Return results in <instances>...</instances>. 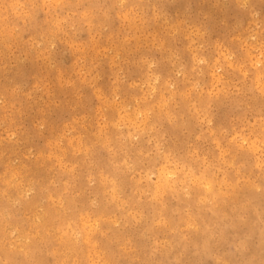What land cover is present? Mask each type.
<instances>
[{
	"label": "rangeland",
	"instance_id": "374dc122",
	"mask_svg": "<svg viewBox=\"0 0 264 264\" xmlns=\"http://www.w3.org/2000/svg\"><path fill=\"white\" fill-rule=\"evenodd\" d=\"M0 264H264V0H0Z\"/></svg>",
	"mask_w": 264,
	"mask_h": 264
}]
</instances>
